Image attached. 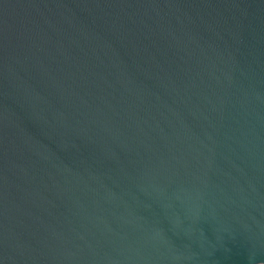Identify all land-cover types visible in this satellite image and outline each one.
I'll return each instance as SVG.
<instances>
[{
  "label": "water",
  "instance_id": "water-1",
  "mask_svg": "<svg viewBox=\"0 0 264 264\" xmlns=\"http://www.w3.org/2000/svg\"><path fill=\"white\" fill-rule=\"evenodd\" d=\"M0 264H264V0H0Z\"/></svg>",
  "mask_w": 264,
  "mask_h": 264
}]
</instances>
